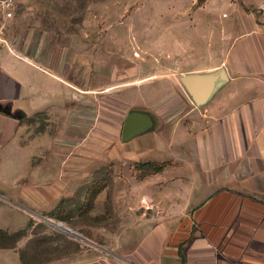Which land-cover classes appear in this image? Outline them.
Listing matches in <instances>:
<instances>
[{"label": "crops", "instance_id": "0c3cea01", "mask_svg": "<svg viewBox=\"0 0 264 264\" xmlns=\"http://www.w3.org/2000/svg\"><path fill=\"white\" fill-rule=\"evenodd\" d=\"M48 44L40 41L37 60L0 45V198L26 202L35 195L43 203L63 183L62 171L69 180L77 173L78 156L165 162L156 174L134 172L140 180L170 175L163 183H173L176 193L160 197L161 203L176 205L168 224L141 233L132 259L115 264H264V24L249 21L246 31L231 37L223 57L208 49V59L205 54L195 68L197 61L187 59L180 79L210 76L209 95L197 104L180 81L189 109L171 122L165 117L161 126L152 116L124 112L121 125L112 113L103 120L102 101L116 87L95 91L86 70L80 87L74 61L66 62L64 52ZM42 114L53 120V132L30 135L25 124ZM79 123L86 126L80 139L94 141L84 149L72 144L79 139ZM30 172L33 184L10 197L2 183L18 173L26 179ZM190 183L197 185L194 199ZM190 203L197 205L191 215ZM28 224L0 230L12 234ZM8 250L19 260L14 249H0Z\"/></svg>", "mask_w": 264, "mask_h": 264}, {"label": "rangeland", "instance_id": "374dc122", "mask_svg": "<svg viewBox=\"0 0 264 264\" xmlns=\"http://www.w3.org/2000/svg\"><path fill=\"white\" fill-rule=\"evenodd\" d=\"M262 5L264 0H18L5 40L14 52L35 60L38 44L47 42L49 48L64 52L61 57L66 62L74 61L80 87L85 70L91 74L95 91L116 87L102 101L106 107L103 120L112 113L121 125L124 112L141 119L152 116L156 126H161L165 117L171 122L189 109L180 85V68L187 59L197 61L192 65L195 68L198 59L208 56V49H218L223 57L231 37L246 31L249 21L264 24ZM25 126L30 135L54 129L53 120L43 114ZM78 127L79 139L72 144L87 148L94 141L80 139L86 126L79 123ZM62 142L69 147L67 141ZM85 157L78 156L72 179L62 171L63 183L41 204L35 195L26 202L21 196L23 202L0 198L1 229L16 231L30 222L14 248L22 252L24 264H115L132 259L141 233L166 226L168 212L176 206L160 202V197L176 193L173 183H163L170 175L140 180L131 168L133 161ZM16 176L2 183L12 198L19 197L24 184L34 177L31 172L26 179L23 173ZM94 181L104 183L103 188L83 214L85 190ZM194 184L190 183V199L197 195ZM196 206L190 203L187 213L191 215ZM59 210L68 211L69 217L56 219L51 213ZM52 224L64 226L81 239ZM0 264H19L17 254L0 251Z\"/></svg>", "mask_w": 264, "mask_h": 264}, {"label": "trees", "instance_id": "16d2710c", "mask_svg": "<svg viewBox=\"0 0 264 264\" xmlns=\"http://www.w3.org/2000/svg\"><path fill=\"white\" fill-rule=\"evenodd\" d=\"M165 165H166L165 162H152V161L144 162V163H135L133 164L132 170L133 172L136 171L137 174L144 176V175L156 174L161 172L165 167ZM103 184L104 183H99L98 181L97 182L94 181L86 187L84 200L80 207V211L83 214H86L93 207L94 200L98 195V193L100 192V190L103 188ZM51 214H53V216L59 220H65L67 219V217H69L68 211L65 210H59L55 214L54 213ZM29 227H30V222L26 229L12 234H8L7 232L0 230V249H14L16 244L15 242L18 241L17 238L22 237L25 233V230H28ZM10 240H12V244L11 243L9 244ZM19 260L21 264H24L22 252H19Z\"/></svg>", "mask_w": 264, "mask_h": 264}, {"label": "water", "instance_id": "95a60500", "mask_svg": "<svg viewBox=\"0 0 264 264\" xmlns=\"http://www.w3.org/2000/svg\"><path fill=\"white\" fill-rule=\"evenodd\" d=\"M212 80L210 76H184L180 79L183 87L197 104L202 103L209 95ZM128 128H130L129 125L127 126V129ZM42 220L47 221V219L44 218H42Z\"/></svg>", "mask_w": 264, "mask_h": 264}, {"label": "built area", "instance_id": "2783aa9c", "mask_svg": "<svg viewBox=\"0 0 264 264\" xmlns=\"http://www.w3.org/2000/svg\"><path fill=\"white\" fill-rule=\"evenodd\" d=\"M18 0H0V45L8 46L5 34L17 8Z\"/></svg>", "mask_w": 264, "mask_h": 264}, {"label": "bare ground", "instance_id": "6f19581e", "mask_svg": "<svg viewBox=\"0 0 264 264\" xmlns=\"http://www.w3.org/2000/svg\"><path fill=\"white\" fill-rule=\"evenodd\" d=\"M55 228L65 232V233H68L69 235H73V236H76L74 233H72L70 230L66 229L64 226L60 225V224H52Z\"/></svg>", "mask_w": 264, "mask_h": 264}]
</instances>
